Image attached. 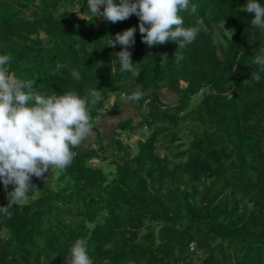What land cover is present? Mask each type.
<instances>
[{
    "label": "trees",
    "instance_id": "16d2710c",
    "mask_svg": "<svg viewBox=\"0 0 264 264\" xmlns=\"http://www.w3.org/2000/svg\"><path fill=\"white\" fill-rule=\"evenodd\" d=\"M246 3L190 0L179 15L182 27L199 29L196 39L149 48L134 14L112 23L93 17L87 0H0L10 73L40 93L103 96L88 106L95 140L73 149L65 169L33 177L37 188L0 215V264H64L77 239L93 264H264V71L254 63L264 30L241 10ZM132 27L139 76L121 73L112 63L121 46H108ZM137 89L142 97L131 101ZM122 96L134 112L108 138L99 117Z\"/></svg>",
    "mask_w": 264,
    "mask_h": 264
},
{
    "label": "clouds",
    "instance_id": "9594fccd",
    "mask_svg": "<svg viewBox=\"0 0 264 264\" xmlns=\"http://www.w3.org/2000/svg\"><path fill=\"white\" fill-rule=\"evenodd\" d=\"M101 6L103 10H101ZM190 0H87V8L93 17H103L105 21L116 23L130 18H139L142 42L149 48L169 42L184 48L197 37L196 27H182L180 12L188 11ZM241 10L252 16L251 24L264 30V5L260 0H247ZM195 5L191 12H195ZM225 35L232 40L235 30L225 28ZM136 28H128L111 37L108 46H121L114 53L120 71L132 72L139 76L136 64L129 50L135 44ZM254 58V63L264 71V49ZM168 61L167 53L160 57L161 63ZM10 57L0 55V181L7 194V205L0 206V215L9 214V209L28 198L30 190L37 188L32 178L43 179L50 169H65L73 161V149L91 134L92 126L88 106L103 99L102 92L91 89L81 97L76 91L57 94L38 92L32 81L18 79L8 71ZM58 68L61 67L59 64ZM75 79L81 78L75 69ZM252 77L258 82L257 72ZM137 89L129 99H141ZM113 130V134H114ZM12 190L8 191L9 186ZM64 264H93L85 239H77L70 253L64 256Z\"/></svg>",
    "mask_w": 264,
    "mask_h": 264
},
{
    "label": "rangeland",
    "instance_id": "374dc122",
    "mask_svg": "<svg viewBox=\"0 0 264 264\" xmlns=\"http://www.w3.org/2000/svg\"><path fill=\"white\" fill-rule=\"evenodd\" d=\"M226 29H229L228 27H225ZM220 30V32L222 31V32H224V30H223V28H220L219 29ZM220 32H218L217 33V38L220 40L221 38H222V36H221V34H220ZM164 93H165V95H166V97H165V100H167V101H174V98H173V94L171 93V92H169L167 89H164ZM112 99H113V97H112ZM112 99L110 100V102H109V104H108V107L110 106V107H112V108H109L110 110H108V111H106V112H104L102 115H101V117H99V126L100 127H105V130H110V132H111V130H113L112 128H111V126L112 127H115V125L116 124H114L113 122H114V120L115 119H117V116L119 115L118 113V111H119V109H121L122 107H123V105H125V108L124 109H126V108H128V109H130V110H132L131 109V104L129 103V101H128V99L126 98V97H121L120 99H119V105L117 106V107H113V101H112ZM100 121H102V122H100ZM109 121V122H108ZM112 123V125H110L109 123ZM105 124V125H104ZM106 127H108V128H106ZM91 136H90V138L87 140V142H92V141H94L95 140V136H92V133L90 134ZM138 136H139V132H136V133H134V134H131V136H130V139H129V142L130 143H134L135 141H136V139H138ZM125 137V136H124ZM126 138V137H125ZM160 151V150H159ZM160 153L162 154L163 153V151H160ZM47 179V178H46Z\"/></svg>",
    "mask_w": 264,
    "mask_h": 264
},
{
    "label": "crops",
    "instance_id": "0c3cea01",
    "mask_svg": "<svg viewBox=\"0 0 264 264\" xmlns=\"http://www.w3.org/2000/svg\"><path fill=\"white\" fill-rule=\"evenodd\" d=\"M125 108V105H123V107L121 108V109H119V115L117 116V119H115L114 120V124H117L120 120H122V119H125V118H128L129 116H131L132 114H133V112H134V109H133V107H132V105H131V109L132 110H130V109H128V108H126V109H124ZM108 111V110H107ZM100 122H102V121H100ZM109 122V121H108ZM110 125H112V123L110 122L109 123ZM105 125V124H104ZM116 126V125H115ZM106 128H108V127H106ZM111 128L114 130V128L115 127H112L111 126ZM100 129L103 131V132H105V134L107 135V137L108 138H110L112 135H113V130H111V132H110V130L108 129V130H105V127L103 128V127H100Z\"/></svg>",
    "mask_w": 264,
    "mask_h": 264
}]
</instances>
